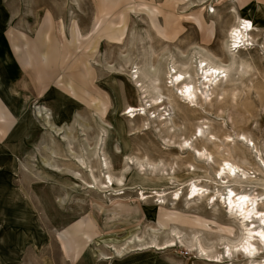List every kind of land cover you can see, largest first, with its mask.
Here are the masks:
<instances>
[{
  "label": "rangeland",
  "instance_id": "obj_1",
  "mask_svg": "<svg viewBox=\"0 0 264 264\" xmlns=\"http://www.w3.org/2000/svg\"><path fill=\"white\" fill-rule=\"evenodd\" d=\"M203 1L0 0V264H249L224 197L264 209V0ZM201 59L223 79L204 86Z\"/></svg>",
  "mask_w": 264,
  "mask_h": 264
},
{
  "label": "bare ground",
  "instance_id": "obj_2",
  "mask_svg": "<svg viewBox=\"0 0 264 264\" xmlns=\"http://www.w3.org/2000/svg\"><path fill=\"white\" fill-rule=\"evenodd\" d=\"M201 1L202 0H200V2ZM253 29H254V24L250 19L245 18V17L239 18L238 22L235 25L231 26V28L229 30L230 31L229 37L231 38L232 46L237 48L239 46L245 45L246 44L245 41H248L247 40L248 38L246 39V37L249 36V33ZM197 68H198V70L201 71V76H203L206 80L205 83L202 82V84H204V86L208 85V84H210V85L214 84L215 85L223 79V77H221V79L218 80V77L222 76V74L225 71L222 65H215V64H212L210 62L205 61V59H201L199 61V64L197 65ZM197 68H196V70H197ZM133 73H134V76L137 78L138 77V76H136L137 70L134 71ZM167 73L171 74L170 84L177 86V89L179 90L178 96H180L182 99H184L186 102H188L190 104L194 103L193 97H195V93H196L195 90L197 88H195V90H193V87H191L190 84L185 80L184 73L180 72V71H175L174 69H172V70L169 69L167 71ZM137 81H139V80H137ZM158 102H160V96L159 95L152 99L153 104L156 105V104H158ZM127 108L128 109L126 112H127V114L131 113L130 114L131 116L135 115L137 110L140 111V110L144 109L142 104H140L138 106H128ZM199 132L201 133V130H199ZM184 143H187V141L185 140ZM182 147H181V149H184V147L183 148ZM204 150H206V149L205 148L196 149L195 151L197 152V154H199V156H203L202 158H204V162H207L209 159V153L204 154ZM199 158H201V157H199ZM222 161L224 164L219 166V172H218V174L220 175V178H225V177H228L230 175H235L237 165H235V163H232L227 159H223ZM137 164L139 166V169L143 172L147 171L148 169H150L152 171L154 170L153 169V166H154L153 162L147 161L146 163H143L142 160L141 161L137 160ZM101 165L105 166V167L107 166L106 159H102ZM146 166H151V168L149 167L148 169H146ZM105 177L108 179L109 182L111 181L110 175H107ZM202 188H203L202 186H198L196 183L191 182L189 189L187 190V193L189 194L188 195L189 199H192V200L199 199L202 196L201 194H203V192H201ZM177 191L174 192L173 198L179 200L180 194ZM227 191H228V195L226 197H224V203L226 205V209L228 208V210H230L231 213L233 211H235V213L239 215L241 223L246 221L243 224V226H244L243 228L245 231L243 236L238 240L237 243L232 245V248L233 247L237 248L238 246L241 247L244 250V251H242V253H245L243 255H246L247 258L249 259L248 260L249 264H264V260H260V259L255 258V254L258 253L257 251H259L260 249H264V228H263L264 209L258 210L259 208L258 209L256 208V204H255L256 203V197L255 196H249L248 193L247 194L244 193L238 197H233L232 195L234 194L233 193L234 190L231 188H228ZM249 204H251L250 207H249ZM254 215H259V218H258L259 223L256 227L249 228L248 227L249 224L247 223V221L250 219H253ZM253 221L254 220H252V222ZM254 233H257L258 237L255 236ZM251 238H257L259 240V242L257 240L259 246H257L255 244L256 242L252 241ZM169 242H170L169 240H166L165 243H162V244L154 243L153 246L157 250L158 249H165V248H168L170 246ZM199 252L201 254L200 257H203L202 255H204L203 260H206L209 262H218V263L222 262L220 259L221 257L219 258L218 255L207 254L206 253L207 250L205 249V246H203L201 244H199Z\"/></svg>",
  "mask_w": 264,
  "mask_h": 264
}]
</instances>
